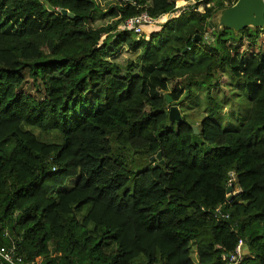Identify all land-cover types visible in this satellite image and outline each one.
Returning <instances> with one entry per match:
<instances>
[{
    "label": "trees",
    "instance_id": "trees-1",
    "mask_svg": "<svg viewBox=\"0 0 264 264\" xmlns=\"http://www.w3.org/2000/svg\"><path fill=\"white\" fill-rule=\"evenodd\" d=\"M176 1L118 2L115 21L94 28L97 0H0L1 244L40 264H227L242 238L239 264H264V28L217 30L214 16L237 0H204V12L140 37L119 27ZM122 45L138 60L104 57ZM221 68L244 80L235 129L218 120ZM174 80L177 105L205 91L198 133L170 119ZM124 150L149 164L130 169Z\"/></svg>",
    "mask_w": 264,
    "mask_h": 264
},
{
    "label": "rangeland",
    "instance_id": "rangeland-1",
    "mask_svg": "<svg viewBox=\"0 0 264 264\" xmlns=\"http://www.w3.org/2000/svg\"><path fill=\"white\" fill-rule=\"evenodd\" d=\"M97 1L100 5V11L95 13L94 19L91 21V25L94 28H97L103 25L113 23L115 20L108 15V9L114 6L116 2L109 0ZM219 19L220 13L216 14V16H214L213 18L214 23L217 24V30L222 29ZM147 33L149 32H146V34ZM207 34L210 38V33ZM245 43L247 44L248 41L245 40ZM140 52V50L134 52L130 50L126 45H122L121 47L114 49L112 52L105 53L104 57L111 61L126 65L129 60L137 61ZM217 76L219 78L220 87L216 86L215 88H213V95L217 98L219 102L223 103L224 106L222 115L218 117V120L223 127L235 129L248 114L249 107L247 106L246 101L247 95L244 93V80L238 79L236 76L231 74L228 69L222 68L218 70ZM175 87L184 88V86H182L181 84V81L174 80L168 83V88L167 90H164V93L166 92L169 96L170 93H173ZM25 88L30 89L31 85L27 84ZM235 94H237V96H235ZM180 98L181 99L177 102L178 105L171 101L169 106L177 107L182 117L186 118L189 122H191L194 126L197 127L203 116L207 114V101L205 91L197 89L193 97L191 98L186 97L185 92V94ZM33 131L43 140L57 142L60 140V136L55 132L47 134L34 128ZM258 136L259 138H263L264 131L261 132ZM125 151L126 150L122 152L128 159V165L130 169H143L146 168V166L149 164V160L140 156L141 154L135 153L133 150H129L126 152ZM192 255L195 261H197L196 247H193Z\"/></svg>",
    "mask_w": 264,
    "mask_h": 264
},
{
    "label": "built area",
    "instance_id": "built-area-1",
    "mask_svg": "<svg viewBox=\"0 0 264 264\" xmlns=\"http://www.w3.org/2000/svg\"><path fill=\"white\" fill-rule=\"evenodd\" d=\"M116 3L120 2H134V0H113ZM198 4L197 8L196 5ZM209 6V4H208ZM194 8L198 12H204L205 3L204 0H177L172 12L164 13L157 17L152 16L148 11L144 10L141 13L129 17L120 23V29L123 31H130L136 37H140L147 31H151L157 25H160L174 16H178L180 13L188 11ZM206 38H209L206 34ZM235 182V176L231 173V179L229 181V186ZM230 195V194H228ZM216 212L221 215V209L218 207ZM245 255V241L241 238L238 241L236 249L233 253L224 254L222 256L223 260L227 264H239L240 260ZM0 264H40L39 262L31 261L25 259L17 251L15 244L5 245L0 243Z\"/></svg>",
    "mask_w": 264,
    "mask_h": 264
},
{
    "label": "water",
    "instance_id": "water-1",
    "mask_svg": "<svg viewBox=\"0 0 264 264\" xmlns=\"http://www.w3.org/2000/svg\"><path fill=\"white\" fill-rule=\"evenodd\" d=\"M64 14H67V10H63ZM220 13V25L222 29H233L235 32H240L248 27L264 28V0H237L235 4L229 6ZM217 13V14H218ZM217 25V24H216ZM169 103L172 98L167 96ZM171 121H180L182 116L177 107L172 106L170 108ZM195 132L198 133V128L194 127ZM162 159V151L152 159ZM163 163V160H161ZM233 187L229 186L227 193L232 195ZM247 250L245 249V253Z\"/></svg>",
    "mask_w": 264,
    "mask_h": 264
}]
</instances>
